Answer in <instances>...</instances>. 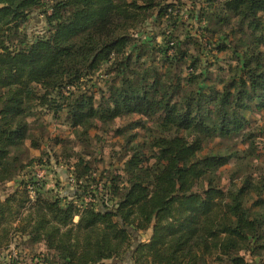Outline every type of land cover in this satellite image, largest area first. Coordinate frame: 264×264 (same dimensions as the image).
I'll list each match as a JSON object with an SVG mask.
<instances>
[{
    "label": "trees",
    "instance_id": "trees-1",
    "mask_svg": "<svg viewBox=\"0 0 264 264\" xmlns=\"http://www.w3.org/2000/svg\"><path fill=\"white\" fill-rule=\"evenodd\" d=\"M181 2L0 0V188L17 182L0 199V252L19 239L44 246L33 264H264V173L231 176L224 188L217 173L236 153L205 152L242 134L258 154L246 114L264 113V0H203L217 8L194 14L201 37L225 27L233 38L232 47L209 40L235 61L217 81L175 37ZM34 12L45 27L29 38ZM149 19L164 27L159 43L139 37ZM94 78L102 84L89 86ZM38 112L63 118L82 142L125 116L137 119L115 135L147 122L158 134L131 145L101 198L81 158L69 196L48 197L17 151L27 140L38 148L27 121Z\"/></svg>",
    "mask_w": 264,
    "mask_h": 264
},
{
    "label": "rangeland",
    "instance_id": "rangeland-1",
    "mask_svg": "<svg viewBox=\"0 0 264 264\" xmlns=\"http://www.w3.org/2000/svg\"><path fill=\"white\" fill-rule=\"evenodd\" d=\"M181 1V7L179 8L181 16L178 17L181 24L175 33V37L184 43L181 48L190 51L193 56H200V61H205L201 66L203 69H208L209 77L216 81L227 79L229 69L235 65L232 53L229 49L220 52L215 47L217 44L212 46L210 43L224 42L232 47L233 38L224 35L229 32V28L222 27L219 32L220 35L214 37L208 32L201 37L199 35L200 27H205V24L198 25V23H195L193 16L200 8L204 7L203 10L207 8L206 3L203 0ZM218 4L219 2H216V5ZM216 8L215 6L214 8L208 7L205 11L214 12ZM44 27V18L38 12H34L22 30L31 38L41 34ZM142 29L143 34L139 36L142 40L149 41L156 37V41L159 43L160 39L157 36L164 27L155 25L149 19ZM214 39L215 41H213ZM194 45L200 47L199 52H197ZM262 51H264V47ZM98 84H102L101 78H94L93 82L88 85L92 87V85ZM246 116L250 122V127L247 130L254 131L257 134L254 142L258 154L249 155L247 153V145L243 144L242 134L229 139H214L208 141L205 145V152L207 153L222 150L227 153H236L237 159L232 158L230 164L219 169L217 173L220 177V184L224 188H228L231 176L241 177L244 174L256 176L264 173V113L253 112L246 114ZM135 119H137V116H125L115 120L109 126H101L97 123L96 128L90 130V138L86 142H82L65 125L63 118L55 119L46 112H38L37 115L30 116L27 119L30 139L39 144L38 148L29 147V140H27L25 145L18 148L17 151L21 154L23 165L34 162L30 171L32 174L36 171L43 172L42 190L48 197L69 196V192L76 187V183L72 182V177H74L72 167L78 158L84 159L91 167V177H94V180L89 178L87 184L92 185L94 189L97 181L99 184L98 189L93 191L94 195L101 198L107 192V181L113 176L122 175L124 162L131 153L129 150L131 145H135L137 142L147 143L149 137L158 134L155 125L150 122L146 123L144 129L127 130L124 135L119 136L114 134L115 129L122 128ZM134 133L135 137L130 139L131 144H127L125 141L128 138L127 136ZM84 181L85 179L81 180L82 183H85ZM15 183L17 182L0 188V199L13 190ZM149 236L150 231L140 234L139 239L144 242ZM14 243L8 251L0 252V264H33L36 262L34 256L44 254L46 251L42 244H21L19 239H14ZM11 260L14 262L11 263ZM246 260L248 264H255L254 262L258 258H253L252 262L250 257L246 256Z\"/></svg>",
    "mask_w": 264,
    "mask_h": 264
},
{
    "label": "built area",
    "instance_id": "built-area-1",
    "mask_svg": "<svg viewBox=\"0 0 264 264\" xmlns=\"http://www.w3.org/2000/svg\"><path fill=\"white\" fill-rule=\"evenodd\" d=\"M35 176L37 179L41 180L43 177V172L42 171H36Z\"/></svg>",
    "mask_w": 264,
    "mask_h": 264
}]
</instances>
